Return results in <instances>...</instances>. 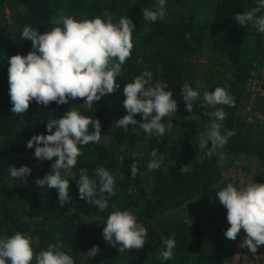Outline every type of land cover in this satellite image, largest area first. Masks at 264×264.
I'll return each instance as SVG.
<instances>
[{"label": "trees", "instance_id": "obj_1", "mask_svg": "<svg viewBox=\"0 0 264 264\" xmlns=\"http://www.w3.org/2000/svg\"><path fill=\"white\" fill-rule=\"evenodd\" d=\"M256 4L257 0H166L163 20L149 22L143 18L142 9L155 10V0H0V236H11L17 231L28 234L33 237L36 252L54 244L72 256L75 264H230L234 243L224 235L230 225L216 193L228 183L238 189L239 185L226 177L219 158L222 155L250 159L253 168H248V182L262 184L264 166V101H253L248 116L240 113L249 103L246 88L253 62L264 58V34L252 25L240 26L233 20L236 14L249 11ZM105 10L114 23L127 16L135 25L131 57L116 78L120 88L104 95L91 109L82 105L81 98L64 105L51 102L44 106L33 101L22 116L14 115L8 94V59L33 50L30 40H21L23 28L28 26L43 34L62 26L53 24L60 15L94 19L103 16ZM204 41L209 46V64L201 84V98L204 91L226 86L235 99L234 107L216 106L227 113L221 122V134L226 128L234 130L235 135L211 159L207 149L199 148L198 138L209 130L214 119L212 112L201 111L197 121L189 124L181 95L185 81L193 89L198 83L196 58ZM145 70L153 73L152 86L157 81L168 85L166 90L173 93L178 111L171 118L162 119L165 125L171 119V131L166 130L162 137L150 135L143 154H138L123 145L125 130L117 128L115 121L127 114L122 103L124 85ZM72 107L101 121L100 141L80 146L83 155L72 171L78 179L80 170L87 169L98 187L94 175L98 167L103 166L114 176L115 195L100 194L97 189V198L103 195L108 203L103 211L79 198L76 181L71 177L67 179L72 200L64 207L59 204L56 189L35 184L37 178L51 171L55 158L35 159V146L29 149L27 141L34 135H47L48 120L59 118ZM134 118L143 121L141 114ZM92 131L90 126L89 132ZM154 149L157 158L162 154L164 159L158 170L149 171L147 165ZM133 161L138 166L134 179L130 168ZM9 166H28L32 171L26 179L13 178ZM189 205L196 207L194 215H181L179 211ZM115 210L131 211L137 222L147 228L143 249L118 253L103 239L107 217ZM221 223L225 224L220 226ZM162 237L175 239L172 259L160 258V251L166 250ZM94 245L100 249L96 256L81 255ZM261 248L264 250V245ZM242 251L247 248L242 247Z\"/></svg>", "mask_w": 264, "mask_h": 264}, {"label": "clouds", "instance_id": "obj_2", "mask_svg": "<svg viewBox=\"0 0 264 264\" xmlns=\"http://www.w3.org/2000/svg\"><path fill=\"white\" fill-rule=\"evenodd\" d=\"M165 8L166 0H155V10L142 9L143 18L149 22L163 20ZM233 20L240 26L252 25L258 33L264 34V0H257L255 7L236 14ZM53 24L62 26H55L43 34L25 26L21 40H30L33 50L27 55L16 54L8 59V94L14 115L22 116L33 101L44 106L51 102L64 105L81 98L84 100L82 105L91 109L104 95L120 88L116 78L134 48L132 32L135 25L131 18L124 16L114 23L113 17L105 10L103 16L98 15L94 19L77 20L60 15L53 20ZM152 78L153 73L145 70L133 82L124 85L122 103L127 114L115 121L117 128L127 131L129 125L138 124L134 117L141 114L143 122L139 123V128L146 134L154 133L162 137L166 130L171 131V119L167 125L162 123V119L171 118L178 111L177 100L173 99L171 91L166 90V83L157 81L152 86ZM181 95L188 112H192L193 102L197 100L201 101V107L235 106V99L226 86L204 91L201 98V94L185 81ZM211 115L214 119L209 130L198 138L199 148L207 149L209 159L235 135L234 130L226 128L221 134V122L226 119V112L217 109ZM90 126L93 129L91 133ZM46 128L47 135H34L26 144L29 149L35 146L33 156L39 161L55 158L51 171L43 178H37L35 184L40 188L56 189L59 204L64 207L72 200L69 195L70 181L67 179L71 177L76 181L81 200L98 206L101 211L105 210L107 200L103 195L97 198V189L100 194L115 195L114 176L103 166L98 167L94 173L98 178V187L97 181L88 176L87 169L80 170L78 179L72 171L78 157L83 155L80 146L100 141L101 121L84 116L72 107L59 118L49 119ZM151 156L153 159L147 167L149 171L158 170L164 157L161 154L157 158L155 149ZM130 168L134 179L138 173L135 161ZM8 171L13 178L26 179L32 169L28 166H9ZM216 196L227 211L226 219L230 227L225 231V237L234 241L243 229L246 236L240 247L255 254L257 247L264 245V184L248 182L238 189L228 183ZM147 235V228L138 223L137 217L129 210L112 211L102 231L103 239L117 248L118 253L143 249ZM35 240L39 243V237ZM162 243L166 250L160 251V258L172 259L175 239L162 237ZM32 245L33 237L19 231L11 236H0V264H75L72 256L60 251L54 244L39 252ZM99 251V247L94 245L81 255L91 258Z\"/></svg>", "mask_w": 264, "mask_h": 264}, {"label": "rangeland", "instance_id": "obj_3", "mask_svg": "<svg viewBox=\"0 0 264 264\" xmlns=\"http://www.w3.org/2000/svg\"><path fill=\"white\" fill-rule=\"evenodd\" d=\"M208 49H209L208 43L207 41H204L202 45V50L199 56L196 58L199 77H198V83L196 84V87L194 88V90H197L200 94H201L202 81L204 80L205 74L208 71L207 69V66L209 64V50ZM200 104H201L200 100L194 101L192 112H188L185 109L186 114L188 115V118H189V124H193L195 121H197L198 115L201 111H205V114H207L209 112H214L217 110V107L216 108L201 107ZM249 110L250 109H248V107L245 106L241 109L240 113L246 116L247 115L246 113ZM141 122L143 121H138V124L135 126L130 125L127 131H124L123 136H122L123 145L125 147L132 149L134 152L138 154H143L145 150V146L147 144V139L150 136L146 134L143 131V129L139 128V123ZM239 161L242 163V165H245L244 167H242L243 176H241V178H236L237 174H234L236 178L234 183L235 185L238 184L240 188L244 185V182L246 180L248 181L250 179L251 170H248V168H253V162L244 156L243 157L223 156V159L219 158V163L222 165L224 173L226 174V177H228L229 174H233L235 163ZM195 208L196 207L189 205L183 211H179V213H181V215L193 216L194 212L196 211ZM222 224H225V223H221L220 226H222ZM245 236H246V233L242 229L241 232L238 234L236 240L234 241L230 240V241H233L234 243V255H233V258L230 264H264V250H262L261 245L257 247V252L255 254H252L248 249L245 252L242 251V247H240V245L242 244V239L245 238Z\"/></svg>", "mask_w": 264, "mask_h": 264}, {"label": "built area", "instance_id": "obj_4", "mask_svg": "<svg viewBox=\"0 0 264 264\" xmlns=\"http://www.w3.org/2000/svg\"><path fill=\"white\" fill-rule=\"evenodd\" d=\"M246 90L249 92V103L247 104L248 109L251 108V104L253 101H264V58H262L260 61L253 62V71ZM242 167H244V165H242L240 161L235 163L233 174H229L228 176L229 178H231L233 183L235 182L236 178H241V176H243ZM234 174H237L236 178ZM260 180L262 184H264V166H262L261 168ZM248 181L246 180L244 183H247Z\"/></svg>", "mask_w": 264, "mask_h": 264}]
</instances>
